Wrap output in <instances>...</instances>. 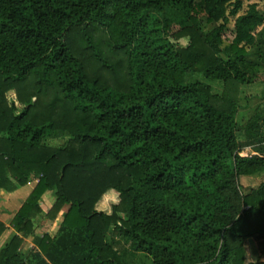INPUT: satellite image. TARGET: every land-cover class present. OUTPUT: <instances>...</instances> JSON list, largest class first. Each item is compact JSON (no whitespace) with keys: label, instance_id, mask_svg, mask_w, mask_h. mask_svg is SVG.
I'll list each match as a JSON object with an SVG mask.
<instances>
[{"label":"trees","instance_id":"16d2710c","mask_svg":"<svg viewBox=\"0 0 264 264\" xmlns=\"http://www.w3.org/2000/svg\"><path fill=\"white\" fill-rule=\"evenodd\" d=\"M241 3L0 0V189L37 178L0 264H126L122 246L149 264H264L243 247L264 250V101L236 117L264 67V12ZM109 189L106 214L95 203ZM45 191L51 236L33 231Z\"/></svg>","mask_w":264,"mask_h":264},{"label":"rangeland","instance_id":"374dc122","mask_svg":"<svg viewBox=\"0 0 264 264\" xmlns=\"http://www.w3.org/2000/svg\"><path fill=\"white\" fill-rule=\"evenodd\" d=\"M247 1H249V0H241V2H242L241 3V9L238 11V14H240L242 11L245 10ZM262 6L263 5L261 4V7ZM229 8H230V5L227 6V9H229ZM196 16H197V18L200 19V22L204 21L203 13L199 12ZM232 21H233V16H228L227 20L224 24L223 31H222V37H221L222 43H221V45L226 44L232 37V32H231L232 31ZM215 24H217V23H215ZM210 26H211L210 24H204L203 29H207ZM170 41L176 45L183 46L186 43V38H184V37L179 38L176 41H173L171 39ZM188 79H200V75H189ZM210 84H212V82ZM211 88L214 91L219 90L218 85L215 83L212 84ZM263 90H264V85H263L262 91ZM255 91H256V89H255ZM243 93L246 94V89L243 91ZM9 96L10 95L7 93L6 97L9 98ZM9 99H8V101L9 102L12 101L14 106H15L14 111L18 112L20 109V105L17 103L15 98L10 99V100ZM239 102L241 104V107L238 110L236 117H237V121L239 123H243L247 117V115H246L247 114L246 113V96H245V98H242ZM62 142H63L62 139H55V140L48 141V143L50 145H53V146H59V145H61ZM244 144H246V143L245 142L240 143L241 150L239 152V155L244 156L246 154H251L249 149L246 146H244ZM261 180H262V178H261L260 174H256V175H251V176H241V177H239L238 181H239V184L242 188L244 186H251V187L256 186ZM23 189H26V188H23ZM12 197H14V194H10V193L7 194V198H12ZM0 203H2V201ZM0 205L2 206V204H0ZM1 206H0V208H1ZM2 212H4V211H2ZM2 212H0V214H3ZM10 212H13V211L10 210ZM10 212L8 211V213H10ZM44 212L45 211H43V212L41 211L40 212L41 214L37 215L36 220L34 222V228H35L34 234H36V235H39L40 233H43L45 231H47L46 233L51 235L55 229V226L53 227V229H51V226H52L51 222L43 217ZM8 220L9 219H7V221L4 220L5 223H8V226H5V229L0 234V245L2 242L5 241V239H7L8 236H10L13 233L12 229H11V232L8 233L9 228H10V223L8 222ZM23 239H22V242L20 244V250L21 251H25L27 249V247H29L28 243L31 241L30 237H26ZM187 242H192V241L189 238H187ZM193 244H192V246H193ZM243 247H244V251H245V262H253L257 259L264 261V250L261 249V246L257 244V241L253 237H244ZM132 255L136 257V252H134ZM148 262L149 261H148L147 257L140 255V257L137 260L133 259V262H131V264H149Z\"/></svg>","mask_w":264,"mask_h":264},{"label":"crops","instance_id":"0c3cea01","mask_svg":"<svg viewBox=\"0 0 264 264\" xmlns=\"http://www.w3.org/2000/svg\"><path fill=\"white\" fill-rule=\"evenodd\" d=\"M248 2H254L256 4V7L260 11L264 12V3H263L264 0H249V1H247V3ZM261 4L263 5L262 7H261ZM233 19H234V17H233ZM260 28H261V26H259L256 29V31L260 30ZM263 66H264V64H263ZM263 85H264V67H260V71L257 75V80L252 85H249L246 87V113H247L246 115H247V117L251 114L256 103H258L260 101H264V90L262 91ZM255 89H256V91H255ZM7 93L10 95L9 96L10 99L15 98L13 91H8ZM9 98H7V99H9ZM247 117H246V119H247ZM246 147L249 149L251 154L255 153L253 151L252 147H250V146H246ZM33 185H34V183L26 184L22 187H19V188L13 190L12 192H6V191L0 189V202L2 201V203H0V204H2V206L0 205L1 206L0 212L4 211V212H2L3 214H0V222L3 223L4 226H8V223H5L4 220L7 221V219H9L8 222L10 223V220L13 216L14 211L20 206V204L25 199V197L28 195V193H29L30 189L33 187ZM23 188H26V189H23ZM9 193L14 194V197L7 198V194H9ZM117 200H118L117 193L114 190L109 189L106 192H104L100 196L98 201L95 203V209L107 214L110 211L111 205L116 203ZM52 201H53V196L51 195V193L49 191H45L44 193H42L40 196V199L38 200V205H39L41 211L42 212L46 211L49 208ZM10 210L13 212H10ZM8 211L10 213H8ZM58 218H59V214L56 216V218L53 221H50L52 224L51 229H53L54 226L56 227V223H57ZM35 220H36V218L34 219V222H35ZM33 231L35 232V228H33ZM10 232H11V228H9L8 233H10ZM45 232H47V231H45ZM40 235H41V233L39 234V236ZM28 244L30 247L32 245L31 241ZM120 251H121L120 253L122 254V258L126 264H131V262H133V259L137 260L140 257V255H143L139 252H136V257H135L132 255L134 252L129 251L127 248H125V246H122L120 248Z\"/></svg>","mask_w":264,"mask_h":264},{"label":"built area","instance_id":"2783aa9c","mask_svg":"<svg viewBox=\"0 0 264 264\" xmlns=\"http://www.w3.org/2000/svg\"><path fill=\"white\" fill-rule=\"evenodd\" d=\"M36 180H37L36 177H32V178L27 182V184L35 183Z\"/></svg>","mask_w":264,"mask_h":264}]
</instances>
